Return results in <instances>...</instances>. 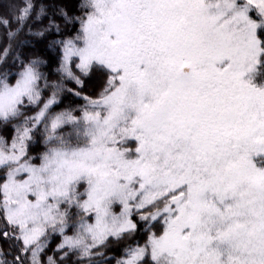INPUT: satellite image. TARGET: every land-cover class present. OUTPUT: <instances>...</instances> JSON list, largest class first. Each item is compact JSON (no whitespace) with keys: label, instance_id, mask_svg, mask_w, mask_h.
Returning a JSON list of instances; mask_svg holds the SVG:
<instances>
[{"label":"snow or ice","instance_id":"snow-or-ice-1","mask_svg":"<svg viewBox=\"0 0 264 264\" xmlns=\"http://www.w3.org/2000/svg\"><path fill=\"white\" fill-rule=\"evenodd\" d=\"M0 264H264V0H0Z\"/></svg>","mask_w":264,"mask_h":264}]
</instances>
